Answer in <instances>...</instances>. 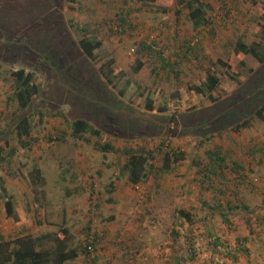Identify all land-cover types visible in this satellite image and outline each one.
<instances>
[{
	"label": "rangeland",
	"instance_id": "obj_1",
	"mask_svg": "<svg viewBox=\"0 0 264 264\" xmlns=\"http://www.w3.org/2000/svg\"><path fill=\"white\" fill-rule=\"evenodd\" d=\"M27 1L0 0V236L63 237L66 229L69 246L80 252L73 264H178L177 258L179 264H264V165L255 164L249 153L252 146L264 144V121L247 108L240 110L248 114L239 116L250 126L239 131L208 132L210 121L195 122L199 121L195 115L203 116L215 106L197 88L208 75L220 78L228 71L219 60L234 67L240 82L256 73L259 63L251 55L243 60L245 67L240 66L237 44L261 45L258 49L264 54V0H206L210 8L200 28H194L189 10L178 0L166 1L169 5L164 0H77L73 10L70 1L63 0L65 26L49 21L54 7L40 12L33 7L36 2ZM24 12L37 16L20 18L16 25L8 22ZM70 22L103 42L95 62L78 49L83 36ZM47 28L60 31L56 33L60 48L41 39L49 37ZM22 39L35 46L25 60ZM36 50L47 51L50 59L42 56L45 63L40 64L34 58ZM112 61L115 74L105 78L100 68ZM139 62L143 68L136 73ZM19 67L34 70L41 89L26 113L14 95L12 73ZM62 69L76 73L79 80L74 75V85L65 82ZM129 81L142 88L137 93L145 90V96L160 90L157 103L166 111L138 107L137 95L132 103L124 101L119 92ZM259 86L262 91L264 83ZM254 94L245 98L253 109ZM232 107L225 112H232ZM22 114L32 120L31 149H22L13 132ZM79 119L101 130V136L74 138L72 125ZM117 120L124 124L135 120L139 127L130 131L119 127ZM161 141L166 142L165 150L158 153ZM105 142L117 150L154 151L155 168L147 181L130 184L123 175L127 157L95 148ZM7 143L18 149L10 163L1 160L10 149ZM218 149L229 156L228 167L220 171L222 178L210 175L209 183L204 171L210 162L208 152ZM173 151L183 159L164 172V155ZM233 161L242 162L251 170L246 174L259 180L254 189L238 184L244 170L235 173ZM34 167L42 170L46 181L37 193L29 177ZM2 185L12 197L16 219L7 216ZM237 200H246L256 212L231 214L228 226L213 206L228 207ZM180 210L192 215L191 223ZM91 236L98 242L89 257L84 250ZM214 237L228 248L237 238L252 239L243 242L249 253L230 259ZM53 244L43 242L46 249Z\"/></svg>",
	"mask_w": 264,
	"mask_h": 264
},
{
	"label": "trees",
	"instance_id": "obj_2",
	"mask_svg": "<svg viewBox=\"0 0 264 264\" xmlns=\"http://www.w3.org/2000/svg\"><path fill=\"white\" fill-rule=\"evenodd\" d=\"M33 5L34 9L39 10L42 12V9L51 10L52 7H54L55 11L54 15H51L49 18V21L53 24L54 22H58L59 26H65L64 18L62 15L63 11V0H28ZM27 1V2H28ZM70 1V8L69 10H73V7L71 8L72 3L77 5V0H68ZM142 3H153L156 0H135ZM168 3L176 0H164ZM180 3L183 4L185 8H187L190 12V19L193 23L194 28H200L204 25V23L207 21V9L210 8L209 5L201 0H178ZM167 4V3H166ZM11 9L9 10L12 12V6L10 4H7ZM169 5V4H167ZM45 6V7H44ZM0 8H2L0 6ZM51 8V9H50ZM44 12V11H43ZM37 16V15H30L27 16L26 12L24 14H19L18 17L15 19L14 17L12 20H8V22L12 25H16V22L18 19L22 18V21L30 20L31 17ZM32 19V18H31ZM39 19V18H38ZM264 19V16H263ZM40 20V19H39ZM122 20V18H121ZM41 21V20H40ZM46 22V21H45ZM42 23V21H41ZM70 27H75L78 32L81 33L83 38L80 40L79 48L81 52L85 55L84 58L89 59L91 62L96 61V51L100 49L103 45V42L99 40L96 36L92 35L90 32L87 31L85 27L81 28L77 24H74L73 22H70L68 24ZM44 31L49 32L48 38H41L45 41V44L53 43L55 48H60L57 35L56 33H59L58 30L55 31L53 29H44ZM264 33V31H263ZM41 39H37L40 40ZM21 44V45H20ZM19 46L23 47V54H24V60L29 57V49H35V46L29 41H26L24 39L19 41ZM255 46V45H254ZM249 46L245 44L244 42H239L237 44V53H240V59L241 63L240 66L245 67V64L243 63V60L247 55H251L254 57L259 65L256 69V73H254V70L251 69V73H254L253 75H250L252 78L248 80V82H240L238 72H235L234 67L230 66L229 64H226L222 60H219L218 63L224 67L227 68V72L221 76L220 78L215 77L214 75H208L205 82L202 83V87L197 88L198 93L201 95V97L207 98L213 105H215L213 108L209 109L206 113L198 114L195 116H198L197 118L199 121H196L197 123H201L200 121H210L208 122L209 125L206 127L205 130L208 132H221L223 129H233L235 131H239L243 128H248L250 126V122L247 120H242L239 116L246 115L248 113H242L240 109H249L250 111H255V115L257 117L264 121V89L262 91H258V88L260 87L259 84L264 83V54H261L259 52V47L261 48V45H257L256 47ZM30 47V48H29ZM38 51V50H36ZM48 60L50 59V56L48 55L47 51H38L34 52V58L36 61H38L40 64H44L43 57ZM60 59V58H59ZM113 61L110 65L104 64L100 71L102 75H105L104 77H108V75H114L115 71L113 70ZM143 68V64L141 62L138 63L137 68L135 69V72L138 73ZM63 72L62 76L64 77V81L68 82L70 85H74V75L76 80L78 79V76L76 73H73L72 71H69L67 69H62ZM12 76L14 78V95L17 100L18 107L21 112L26 113L27 110L30 108L32 102L35 98H37L40 93L41 89L39 87V84L37 83L36 77L38 76L36 72L32 69L26 68V67H19L16 71L12 73ZM109 76V83L113 82V79L111 80ZM107 80V79H106ZM252 80V82H251ZM247 81V80H245ZM251 82V83H250ZM126 86H128L125 90L119 92V96L126 102H133V98L137 95L138 99L136 102V105L142 109H145L149 112H153L157 110L158 112H165V107L161 106L157 103V98L160 95V90H150L147 92L146 96L144 92L137 91L142 89L140 86H134L131 81L127 82ZM258 87V88H257ZM87 91H90L89 88H86ZM85 90V91H86ZM256 92V94L252 92ZM254 94L253 98L251 99V102L255 103V108L253 109L252 106L249 105V102L245 99L248 95ZM144 99V100H143ZM261 101V102H260ZM261 103V105H259ZM232 107V112H225L226 109L229 107ZM221 108V109H220ZM247 109V110H248ZM227 114V115H225ZM202 119H201V118ZM110 119V118H109ZM119 123L117 124L121 128L130 127V131H134L136 127H139L137 122L135 120H131L130 123L124 124L123 122L117 120ZM73 137L79 140L85 139V135L90 134L94 137H100L101 136V130L93 127L89 122H87L84 119L76 120L73 125ZM32 131V120L27 114H22L20 118L18 119L16 123V127L14 128V133L17 134V137L20 141V146L22 149H31L33 146V142L35 141L31 135ZM59 141H64V137H59ZM88 141V140H86ZM255 142V141H253ZM252 142V143H253ZM165 144L166 142L161 141V144L157 147L158 153H163L165 150ZM8 148H10L7 152L6 158H1L3 161H9L11 162V158L16 155L18 152V149L16 147H11L9 143H7ZM10 146V147H9ZM95 148L99 150L102 153L109 154V153H120L122 155H125L127 157V163L123 167V175L126 176L127 181L132 185H139L147 181L149 178L150 172L153 171L155 168L154 165H151V161L156 158V155H154V151H149L145 148H140L137 150H134L132 148H126L124 150H117L114 145L110 142H105L102 144H96ZM5 151V149H3ZM249 153L253 157V162L257 165H264V144L260 146H252L249 148ZM2 155V152L0 151V157ZM209 156V163L205 166V176L206 180L210 183V175H217L219 177H224V175H221L220 171H224L228 167V159L229 156L225 155L224 152L218 149L212 150L211 152H208ZM173 158V160H172ZM183 159V155H179V153L172 152V155L169 153H165L164 155V164L161 168L164 172L165 170L170 171L173 169L172 163L179 162ZM233 171L235 173H241L242 169L244 170V174L239 176L238 178V184L245 188H250V190L254 189L256 185L259 184V180L257 178H253L251 174H246V172H251L249 168H246L243 163L240 161H233L232 163ZM204 176V177H205ZM30 181L31 185L34 188V191L37 193L39 192V189L42 188L45 185V178L42 170L38 167H34L33 170L30 173ZM110 188V194H113L114 188L113 184L111 183ZM2 193L5 198V209L8 217L16 219L15 212H14V204L12 197L9 195L8 190L5 185H2ZM92 194H93V188H92ZM264 204V200H263ZM97 207V205H96ZM264 207V206H263ZM213 209H216L218 213L221 215L224 223L226 225H230L231 220L230 217L231 214L233 215H240L244 216L255 213L256 209L251 207V204H249L246 200H237V202H229L228 207L222 206L221 204L214 205ZM179 215L183 217L187 222H192V215L186 213L184 210H180ZM261 219V218H260ZM206 233L209 234V229L207 227ZM63 237H60L56 234H46L44 236L40 237H34L30 234H24L17 236L14 239L6 240L3 236H0V264H73V262L80 256V252L74 248H71L69 246V232L66 229H62ZM92 237V241L89 239L86 248H85V254L89 255L91 257L93 255V252L95 251L96 243L98 242L97 237ZM45 240H51L54 242L52 247L50 249H46L45 246H43V242ZM215 244H219L220 247L226 248L227 255L230 259L236 258L237 254H248L249 248L243 244V242L250 241L252 239L249 238H237L236 244L232 248L226 247V245L219 240V238L214 237ZM90 249H93V251H90ZM195 259V256L192 257V260ZM181 261L180 258H177V263L179 264Z\"/></svg>",
	"mask_w": 264,
	"mask_h": 264
},
{
	"label": "clouds",
	"instance_id": "obj_3",
	"mask_svg": "<svg viewBox=\"0 0 264 264\" xmlns=\"http://www.w3.org/2000/svg\"><path fill=\"white\" fill-rule=\"evenodd\" d=\"M201 1H204L205 2L206 0H201ZM136 2H139V1H136ZM140 3H142V2H140Z\"/></svg>",
	"mask_w": 264,
	"mask_h": 264
},
{
	"label": "built area",
	"instance_id": "obj_4",
	"mask_svg": "<svg viewBox=\"0 0 264 264\" xmlns=\"http://www.w3.org/2000/svg\"><path fill=\"white\" fill-rule=\"evenodd\" d=\"M90 251H93V249H90Z\"/></svg>",
	"mask_w": 264,
	"mask_h": 264
}]
</instances>
